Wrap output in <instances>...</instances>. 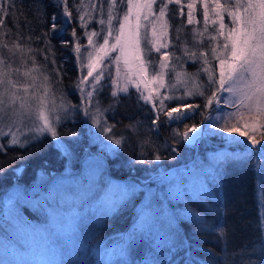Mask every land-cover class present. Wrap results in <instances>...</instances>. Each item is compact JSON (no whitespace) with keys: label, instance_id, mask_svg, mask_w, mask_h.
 Instances as JSON below:
<instances>
[{"label":"snow or ice","instance_id":"1","mask_svg":"<svg viewBox=\"0 0 264 264\" xmlns=\"http://www.w3.org/2000/svg\"><path fill=\"white\" fill-rule=\"evenodd\" d=\"M179 2L126 0L125 4V0H97V3L90 4L91 10L99 16L98 20L95 16L92 19L96 20L100 29L88 34V45L93 47L91 51L85 49L86 57L80 55L82 45L77 44L74 49L81 72L86 68V74H81L74 83L73 94L79 93L80 103H73L63 88V65L57 66L54 58L49 61V53L55 54L51 44L53 34L63 33L64 27L73 20V12L79 18L81 27H86L84 0H60L63 4V24L58 26L57 17L53 15L50 29L39 36L20 31L18 21L13 25L16 30L9 28L6 20L19 11L16 0H0V153L6 154L11 147L26 151L28 146H34L33 141L39 142L42 136H51L53 141H58L61 136L58 126L73 112L77 115L82 113L87 122L97 126L106 140L121 146L127 137L116 135L113 131L115 125L104 119V113L114 111L115 102L104 107L99 98L104 84L111 82L116 85L111 91L112 97L121 92L127 93L130 86L136 88L139 99L145 105L150 104V111L155 113L151 124L157 132L161 116L166 118L165 123L175 124L172 130L174 144L181 140L195 141L207 132L226 135L228 144H243L245 151L241 157L226 159L256 155V167L264 180V0H224L223 4L221 0H202L203 30L193 29L190 43L185 40L182 45H173L180 48L194 65H199L193 73L184 68L187 60L183 56L175 57L177 61H182L177 65L171 63L174 51L161 52V49L169 47L168 42H160L167 41L166 30L170 25L164 18L168 5ZM154 5H157L158 14L153 11ZM187 7V23L192 24L191 10L195 7V0ZM210 12L216 17L211 23L215 26L219 22L218 27L211 31L208 28ZM225 13L230 18L231 26L224 23ZM175 31L176 40H179L181 28ZM205 32L208 33L207 44L203 42ZM71 35L76 37L75 27ZM197 36L201 37L200 41H197ZM94 37H100L102 43L94 44ZM76 38L79 40V37ZM110 38L114 41L111 44ZM37 42L44 47H39ZM61 43L67 45L66 41ZM34 44L37 46L34 47ZM153 50L160 55L153 58ZM113 53L116 54L113 56ZM41 54L43 60L38 59ZM130 58L139 62V82L125 78L121 86L119 65L123 61L128 66ZM105 61L110 70L102 84L105 73L102 68L98 70V66ZM49 64L53 67L50 68ZM111 65L116 66V78L112 77ZM149 68L152 78L146 80L143 74ZM89 77L92 79L89 80ZM166 77L169 79L166 80ZM175 81L184 84L183 94H175L178 88ZM141 83L144 91H141ZM149 84H155L157 88L152 89ZM165 87L168 92L161 93L159 89ZM188 97L202 98V103L189 101ZM171 102H175V106ZM196 115L201 117L199 124H185ZM181 124L184 125L183 132L179 130ZM125 127L138 132L137 125ZM70 135L76 137L77 133L71 132ZM143 143L151 145V138L146 137ZM168 151V157L154 154L152 159L174 158L172 153L177 151L176 147L172 146ZM13 158L23 160L24 155L17 153ZM137 162L146 161L139 159ZM258 203L260 237L239 248L230 249L229 232L225 226L215 225L201 218L199 213H192L199 231L216 233L218 242L227 253L223 264H264V187L258 191ZM140 223L142 226L143 221ZM128 240L134 241L135 234H130ZM124 253L125 249L121 248V255ZM151 264H156V261H151Z\"/></svg>","mask_w":264,"mask_h":264},{"label":"trees","instance_id":"2","mask_svg":"<svg viewBox=\"0 0 264 264\" xmlns=\"http://www.w3.org/2000/svg\"><path fill=\"white\" fill-rule=\"evenodd\" d=\"M95 3L97 0H84L83 13L86 27H81L79 18L73 12V20L71 24L64 27L63 33L53 34L51 44L54 46L55 54L53 56L49 53V61L54 58L57 66L63 65L62 79L65 91H68L66 89H68L69 81L74 77L73 45L82 44L86 32L100 29V25L92 19L95 16L98 20V14L89 7L90 4ZM171 7L168 11V19L172 38L176 37L175 29L180 27L182 41L187 40L190 43L192 34L190 30L193 29L186 22L185 9L173 5ZM16 9L19 10L18 13H14L10 19H7L6 25L16 30L13 25L18 21L17 27L26 35L39 36L41 32L48 31L53 15L57 17L58 26L63 24L61 15L63 4L60 0H16ZM177 13H180V18L176 16ZM225 19V23L230 24V18L227 15ZM197 24L198 28L203 27L200 21ZM73 27L76 29V37H79V40L71 35ZM61 41H66L67 45L62 44ZM203 42L207 44L208 41L203 39ZM37 44L41 48L44 47L40 42ZM38 59L43 60V54ZM49 67L52 66L49 64ZM191 71L190 69L189 72ZM193 100L196 103H202V98L195 97ZM113 101L115 102L114 111L106 112L105 119L109 124L115 125L113 131L116 135H124L127 139L121 146L112 144L107 148L106 143L98 145L96 152L103 157L105 166L97 178V183L104 191L121 192L128 189L134 196L130 200L123 201L109 215L100 216L96 220L86 216L84 223H80L76 231L71 233L74 235L80 232L79 229L85 230L83 236L75 240L74 247L67 255L62 256V260L57 264H97L93 261L94 256L87 251L97 245L105 246V243L113 245V248L119 252L121 248H124L125 253H128V256L124 258L129 262L127 264H137L135 261L144 255L143 250L147 247V242L136 235L142 229L140 222H144L145 216L152 209H154L152 215L156 216L155 222L159 221L161 226L166 227V235L170 241L169 255L165 260H157L160 264H189V262L191 264H223L227 253L218 242L216 233L199 231L192 213H199L201 218L215 225L225 226L229 232L230 249L239 248L260 237L258 191L264 187V180L261 179V172L256 167L258 162L256 155L247 156L244 159H226L241 157L245 146L228 144L226 141H211V138L207 140L205 137L199 139L196 148L184 145L182 140L174 144L172 130L176 125L165 123L164 117L161 116L157 132L155 126L151 124L155 113L150 111L151 105H145L139 99V94L130 91L123 97L102 100L103 106L107 107ZM206 111L209 112V110ZM200 121L201 117L196 115L194 119L185 121V124L191 126L193 123L199 124ZM130 124L137 125L138 132L134 133L125 127ZM179 130L184 131L183 124L179 125ZM76 133H78L79 144L72 146L71 152L77 159L88 152L89 143L83 135V129L78 127ZM146 137L151 138V145L143 143ZM172 146L177 149L175 153H172L174 158L160 161L152 159L154 154L168 157V149ZM17 153L23 154L24 159H14ZM139 159L146 162L138 163ZM0 165H3L0 168V197L12 191H18L29 198H41V196L45 198L46 195L58 194L59 187L54 184L56 180L52 181L48 178L45 180L43 176L46 174L49 176L57 174L56 178L61 176L68 179L63 186L65 185V189L68 190L67 193L75 196L76 187L81 185V179L76 181L74 177L78 179L81 171L77 169L84 167V165H77L78 168L73 173L64 172V160L58 158V149L48 144L27 147L26 151L11 147L6 154L0 153ZM141 169L153 170L152 174L155 176L161 174L162 177L155 181L151 179V174L143 175L144 171ZM86 172L84 170V173ZM59 192L62 191L59 190ZM145 194H148L147 200L142 206L143 209L137 212L135 205L140 196L144 197ZM146 208L143 218L141 213ZM43 220L41 214L26 203L12 200L0 205V247L18 248L20 246L18 233H26L27 225L29 227L33 223H42ZM17 221H19L17 226L22 227L20 230L17 229ZM133 233L135 240L129 241L128 237ZM66 242L70 243V239ZM162 253L167 252L164 249L161 250L159 257H163Z\"/></svg>","mask_w":264,"mask_h":264},{"label":"rangeland","instance_id":"3","mask_svg":"<svg viewBox=\"0 0 264 264\" xmlns=\"http://www.w3.org/2000/svg\"><path fill=\"white\" fill-rule=\"evenodd\" d=\"M193 2V0H180L179 3H172L168 5V10L166 12L164 21L167 22L168 25H170L169 19H168V11L172 8L171 6H179L180 8H184L186 11V18H188V12L189 9L187 7L188 3ZM221 3H224V0H221ZM211 7V5H210ZM175 9V7H173ZM153 11L158 14L157 11V5L153 6ZM193 15V23L189 24L191 25L192 29L197 30H203L204 27V20H203V3L202 0H195V7L191 10ZM181 12V11H180ZM226 13L224 14V23L226 18ZM176 16H180V13H177ZM216 19L215 15L210 12V20L208 24L209 31H211L214 27H218L217 25H213L211 23L212 20ZM200 21L201 25L203 27L198 28L197 22ZM187 22V21H186ZM115 25V21L113 22ZM197 26L195 27V25ZM226 24V23H225ZM231 26L230 24H227ZM195 27V28H193ZM159 28V25H158ZM167 41L161 40V43L168 42L169 47L167 49H161V52L169 51V52H175V56L171 57V63L173 64H179L182 61H177L175 57L177 56H183V59L187 60V63L184 64V68L189 72L191 69L192 71L189 73H193L196 71V68L199 67V65H194L193 61L191 59H188V57L183 55V51L179 48H174V44H180L182 45L183 41L180 36L179 40H176V37L172 38L170 27L167 28ZM192 31V30H190ZM91 33V32H90ZM206 35L203 34V39H207L208 41V33L205 32ZM89 33L86 32V37L84 38V42L82 44L75 43L72 47V51L74 52L75 57V64H74V77L71 78L68 85V91H65L68 94V99L72 101L73 103H80L79 99V93L73 94L75 92L74 83L77 81L78 77L81 74H86V68L83 69V73L81 72L80 64L77 60V53L74 51L77 44L82 45L81 47V57H86V51L92 50L93 46L88 45V36ZM192 40V34L190 35ZM197 41H200L201 37L197 36ZM222 39V38H221ZM94 44L96 43H102V39L100 37H94ZM114 42L110 38V44ZM208 43V42H207ZM143 48V44H142ZM180 50V51H179ZM182 51V52H181ZM116 53H113L114 56ZM153 58H156L160 55V53H156L154 50L151 53ZM142 59L143 53H142ZM86 63V61H85ZM138 63L137 61L130 58V63L128 66H125L123 61H121L119 65V84L123 86L125 78L131 79L133 82H139V71H138ZM51 65V64H50ZM53 67V65H51ZM187 66V68H186ZM192 66V67H190ZM111 74L113 78H116L117 72H116V66L111 65ZM99 68L103 69V72L105 73V77L101 80V83H104V79L107 78V74L109 73V66L107 64V61L103 65L98 66ZM179 70V69H177ZM95 75V73H94ZM144 78L146 80H151L152 78V70L151 68L148 69L144 74ZM92 78L89 77V80ZM169 78L166 77V80ZM181 80L183 77L180 78ZM178 85L176 95L183 94V91L185 90V86L182 83H179L178 81H175ZM116 87V85H112L111 82L104 84V87L101 89L100 92V99L101 100H110L112 98L111 91ZM149 87L152 89H156L157 85L155 84H149ZM191 87V85H189ZM65 89V88H64ZM91 90V89H87ZM137 92L135 87H129V91ZM141 91H144V85L141 83ZM159 91L161 93L168 92L167 87L160 88ZM127 92V93H128ZM127 93H118L116 97H123ZM146 94V92H145ZM155 95V91L153 92ZM114 97V98H116ZM194 97H188L189 101H192ZM166 103H169L166 101ZM173 106H175V102H171ZM150 105V104H149ZM210 112V110H209ZM104 113V119H105ZM214 115V113H213ZM166 120V118L164 117ZM83 123V125L81 124ZM83 129V135L88 140V152L84 153L83 156H79L80 158L75 157L74 154L71 152L72 146H77L79 144L78 137H73L70 135L71 132L77 131V128ZM58 132L61 133L60 139L58 141H53L51 136H47L46 138L44 136L40 137V141H33L34 146H28V147H35L37 145H52L56 149H58V158L64 160V172H71L78 168L77 165H84V167H80L77 170L81 171L80 176L74 179L76 181H80L81 179V185L76 187V195H72L70 193H67L68 190L65 189V181L67 182L68 179H65L64 177H58L46 174V176H43V178L46 180H56L54 183L56 186L59 187V190L62 192H59L58 194H50L46 195L45 198H29L22 194V192L18 191H12L11 193L1 196L0 197V205L5 204L8 201H20L23 203L28 204L33 209L37 210L39 214H41L42 218L44 219L42 223H33L32 226L27 225L26 233L20 232L18 235L20 236V246L18 248H8V247H0V264H57L59 261L62 260V256L67 255L69 250L73 248L75 244V240H78L81 236H83V231L80 230L79 233L74 235H71L73 231H76V229L80 226V223L83 224V220L86 216L89 218L92 217V219L96 220L100 216L109 215L113 211L117 209V207L123 203L125 200H130L131 197L134 196L132 192H130L128 189L121 190V192H116L114 190H106L104 191L103 188H99L97 183V178L101 174L103 170V166L105 164L103 163V157L96 152V148L99 144H105L106 147H110L112 144L110 141L106 140L104 135H102L97 128L96 125L91 124L90 122L86 121V118L83 116V114H75L74 112L69 115V117L63 121L61 125L58 126ZM243 130V129H241ZM78 134V133H77ZM205 137L207 140H219V141H227L228 137L222 133H215V132H207L203 136H199L197 140L195 141H183V144L192 148H196L198 145V141L200 138ZM211 138V139H210ZM7 139V138H5ZM243 139V138H241ZM97 144V145H96ZM60 145V146H57ZM93 147L95 149H93ZM76 159V160H75ZM86 164V165H85ZM76 166V167H75ZM101 166V167H100ZM139 167V166H137ZM142 167V166H141ZM84 170L87 172L84 173ZM145 169H141V171H144ZM76 172V171H75ZM74 172V174H75ZM153 170L150 171H144L143 175L149 176L151 174V179L158 180L162 177V175L155 176ZM60 175V174H59ZM53 176V177H52ZM63 176V175H62ZM85 178V179H83ZM44 180V181H45ZM58 180H60L58 182ZM82 181L84 183L82 184ZM32 185V184H29ZM18 190V189H17ZM148 197V194H145V196H140L138 199L135 210L138 212L143 204L146 202ZM48 203H47V202ZM113 206H115L113 208ZM143 209V208H142ZM146 209L142 210L141 216L144 218L146 214ZM141 211V210H140ZM152 213H154V209L151 210L147 216H145V220L142 225V229L140 233H138L136 236H141L145 241L147 242V247L144 248L142 257L137 258L135 263L137 264H151V261H156V264H160L157 260H165L167 259L169 255V247L170 241L169 237L166 235L167 229L161 226L162 224L157 221L155 222V217ZM87 221V220H86ZM19 221L16 222V226ZM22 223V222H21ZM21 225V224H20ZM24 225V223L22 224ZM157 225V226H156ZM162 228H161V227ZM21 226H17V229H21ZM71 235V236H70ZM76 237V238H75ZM70 239V243H67L66 241ZM78 246V242L76 243ZM12 246V245H11ZM113 245H108L105 243V246H94L87 251L89 254L94 256V263L97 264H117L119 262H123L125 264L129 263L125 257L128 256V253H124V255H121V252L118 250H115L113 248ZM166 250L167 253H162L161 255L163 257H159V253L161 250ZM2 253V254H1ZM156 258V259H155ZM158 262V263H157ZM207 264V263H206Z\"/></svg>","mask_w":264,"mask_h":264}]
</instances>
